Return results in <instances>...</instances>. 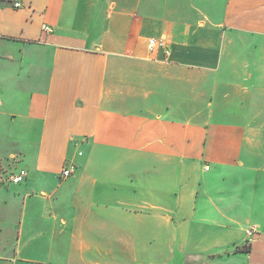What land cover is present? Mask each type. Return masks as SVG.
Here are the masks:
<instances>
[{"label": "crops", "instance_id": "0c3cea01", "mask_svg": "<svg viewBox=\"0 0 264 264\" xmlns=\"http://www.w3.org/2000/svg\"><path fill=\"white\" fill-rule=\"evenodd\" d=\"M0 264H264V0H0Z\"/></svg>", "mask_w": 264, "mask_h": 264}, {"label": "built area", "instance_id": "2783aa9c", "mask_svg": "<svg viewBox=\"0 0 264 264\" xmlns=\"http://www.w3.org/2000/svg\"><path fill=\"white\" fill-rule=\"evenodd\" d=\"M13 6L19 7L20 2L14 1ZM41 28L45 33H51L52 32V29L49 25L43 24ZM147 47H148L149 51H152L156 47H158V48L164 49L166 54L169 52V49L167 47V44H166L164 37L149 38L148 42H147ZM205 169H208V166H205ZM72 172H73V167H71V166L67 167L66 166L62 169L61 175H62V177L66 178V177L70 176ZM23 177H24L23 172H20L19 174L11 176V180H12V182H19L23 179ZM255 232H256V228L254 226H250L246 229V235H248V236L253 235Z\"/></svg>", "mask_w": 264, "mask_h": 264}]
</instances>
